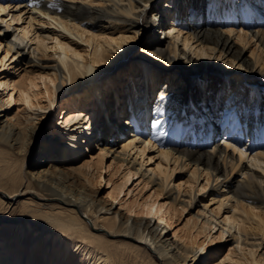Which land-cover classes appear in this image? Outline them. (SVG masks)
I'll return each mask as SVG.
<instances>
[{
  "label": "bare ground",
  "instance_id": "1",
  "mask_svg": "<svg viewBox=\"0 0 264 264\" xmlns=\"http://www.w3.org/2000/svg\"><path fill=\"white\" fill-rule=\"evenodd\" d=\"M12 1L0 0V8L14 7ZM20 1L33 14L43 13L42 18H48L56 29L36 34L33 43L27 29L32 26L30 21L28 27L12 26L11 21L21 17L16 11L18 3L15 9H8L7 16L0 13V48L4 45L0 62L7 56L6 61H17L16 66L23 64L19 67L27 71L19 80L0 79V84L9 89L10 98L15 90L22 102L20 110L10 112L11 100L0 96V206L10 207L19 194L30 193L21 199L16 218L0 221V264H194L202 251L169 238L163 226L152 220L156 215L166 222L163 204L150 198L139 204L149 216L134 218L111 201L97 197L96 189L90 186L99 176L100 161L110 155L121 166L126 165L117 185L122 189L144 165L138 158L144 156L150 143L160 148V160L146 172L151 171L149 179L160 192L171 174L167 172L170 161L180 168L192 165L191 182L202 171L207 181L211 177L215 181L211 186L219 195L215 213L227 201L232 202L233 211L222 219V225L233 229L234 242L239 243L242 231L244 237L249 231L259 234L262 241L264 0H242L238 11L240 17L244 13V26L234 23L236 8L230 0H223L220 14L230 20L223 32L214 27L218 24L215 18L210 23L201 18L203 0H170L162 7L159 0ZM180 2L184 12L177 6ZM141 30L148 32L142 55L173 67V74L164 76L148 108L143 100L147 102L154 91L152 63L139 59L133 62L134 71L127 79L131 83L124 96L118 95V83L110 67L127 56L129 45ZM158 30L163 39L156 35ZM230 33L243 43L238 49L229 41ZM251 43V60H245L242 50ZM62 45L66 47L62 49ZM235 59L237 66L243 65L246 70L234 78L244 91L237 93L235 85L231 87L226 104L219 108L222 88L229 87L227 70ZM70 90H80L83 95H76L63 115L73 124L80 123L79 132L58 125L50 127L46 137L37 139L43 121L53 115L58 94ZM260 91L263 99L258 101ZM81 100L87 105L83 106ZM215 100L217 105L211 107ZM114 118L120 119L121 125H130L128 138L120 147L117 143L122 140H117V134L123 132ZM219 120L226 135L222 142L217 139ZM241 128L243 135L238 137ZM81 134L96 142V161L79 163ZM35 143L39 145L38 156L25 168V155ZM207 224L208 219L201 225L194 221L192 226L205 230ZM255 239L245 244L246 252L241 250L239 258H233L234 251L230 250L219 264H264V251L259 257L255 254L253 247L261 244Z\"/></svg>",
  "mask_w": 264,
  "mask_h": 264
},
{
  "label": "rangeland",
  "instance_id": "2",
  "mask_svg": "<svg viewBox=\"0 0 264 264\" xmlns=\"http://www.w3.org/2000/svg\"><path fill=\"white\" fill-rule=\"evenodd\" d=\"M169 1L170 0H159L158 1L160 5L159 7L165 6ZM18 2L19 0H13L11 5L15 4V6L8 7L7 9L9 10L15 9ZM20 2H22V0ZM222 2L223 0H211V1L203 0V7L205 6V11L201 18L207 23L214 22L213 18H215V22L217 21L218 24L217 25L215 24L214 27L221 29L223 32L226 29V25H227L226 23H230V20H228V17L226 19L223 18L220 14V11L223 10ZM241 3H242V0H230L229 1V4L236 8L237 18L235 17L234 23L239 26H244L245 25L244 13L242 11L243 17H240L239 11H238L239 7L242 6ZM22 4L23 5H20V4L17 5V8H16V11L20 13V16H21L20 19L17 22L11 21V23H13L12 24L13 27L15 26L28 27L29 21H30L32 26L28 27L27 29H29L28 36L33 39V41L31 42L33 43L35 42L36 34H43V33L49 32L50 29L52 28L56 29V27L53 24H50L47 22L48 18L46 17L42 18V16L39 15L38 13L33 14V10L29 8V6L25 5V3H22ZM177 6L180 8V10H182V12H184L185 8L184 6H182L181 2L177 4ZM226 6H229V5H226ZM6 14L7 12L1 14V16H4V15L7 16ZM31 18H34V19H31ZM219 19L221 21L223 20V23L220 22ZM12 29L13 28L10 27L9 31H12ZM19 30L20 28L17 29V31ZM147 33L148 32H146V30H141V32L136 35L134 42L131 45H129L131 48L127 56L121 58V60L117 59L110 66L113 69V74L115 75V78L117 81L116 84L118 83V86H117L118 95L124 96L123 94H125L127 87L131 83V79L128 80L129 82L127 81V79L130 78L131 76L130 72L132 73L134 71L133 62L139 59V60H147L150 63H152L156 78H155V84L153 88L154 91L152 92V94L150 93L149 96L147 97V102L145 98L143 100V102L147 104L146 108H148L151 105L150 103L153 101L154 93L157 87L161 85V82L164 81V76L173 74V67H171V65L166 66V65L160 64L158 62H155L147 58L145 55H142V49L143 47H145L144 43L146 41ZM156 33H157L156 35L160 37L161 39L164 38V35L161 34L159 30ZM223 35L226 36V34L224 33ZM70 37L84 46V42H80L78 39H76L72 35H70ZM228 39L229 41H231V43H233V46L235 49H238L240 45L243 44L236 39L235 35L231 33ZM253 46H254L253 43L245 44V47L242 50V57L245 60H251L250 50ZM3 49H4V45H1L0 58H2V55L4 54ZM112 51L115 52L114 50ZM219 58H221V56ZM121 61H124V63L122 64ZM3 63L5 64L3 65ZM237 64L238 62L235 59L227 70V77H229L227 79V83L229 84V87L227 89H226V86L225 88L224 87L222 88V97L219 102V108L226 104V100H227L226 98H228L226 96L231 87L233 88V86L235 85L234 90L237 93L243 90L242 86L240 88L238 87L237 82L235 81L234 78L236 75L239 76L241 72L246 73V70L243 69V65L237 66ZM16 65H18L17 61L9 62V61L3 60L2 64L0 62V79L2 81L19 80L22 74L23 75L25 73L27 74V71L24 72V70H22L21 67H19V66H23V64H20L18 67ZM256 66L258 67V65ZM0 85H2V87H0V96H2L3 99L11 100L10 107L8 110L10 112H15L17 110H20L22 107V102L19 101L18 99V93L14 90L12 92V98H10L9 89L6 87V85L4 84H0ZM244 85L246 86L245 83L243 84V86ZM102 86L103 88L107 87L105 83L102 84ZM261 92L262 91L258 93L259 95L258 101L263 99L262 97L263 95L261 94ZM76 95L77 97L79 96L81 97L83 94L80 90L76 92L70 90L64 93L60 92L58 94L52 106L53 115L50 118L45 119L43 121L44 124L42 126V129L37 139L40 138L41 135L46 137L50 127L58 126V125L59 127L61 126V128H64V130L70 127L75 132L77 133L79 132V130L81 129L80 123L74 122L73 124L70 117L65 119L63 115L68 103L74 98L77 99ZM247 97H248V94H247ZM125 99H126V96L124 97V100ZM40 100L41 102L44 101L43 97H41ZM217 100L213 101L211 104L212 106L211 105L210 106L215 107L217 105V102L219 101ZM246 101L248 100L246 99ZM81 102L83 103V106L87 105L86 101L81 100ZM236 104H237V100L235 101L234 106H236ZM248 104H251V103L249 102ZM123 105H125V102H123ZM75 111L76 110H74V112ZM120 119H123L122 114H120ZM120 119L114 118V123L117 125L116 127L118 128V130L123 132L122 135L124 134L123 136L120 135V133L117 134L118 135L117 140L119 139L122 140L120 141V143H117L119 147H120V144L128 138V133L130 129V125H128V123H125L124 125H121V123L119 124ZM256 122L257 121H255L254 124H256ZM217 124H218L219 129L223 128L222 126H220L219 123ZM255 127H257V124L255 125ZM224 130L225 129H223V132ZM239 130H240V133H238L237 136L242 137L243 135L241 134L242 128ZM79 137L81 139V143L83 144V148L81 149L79 148V157L77 158L79 163L80 162L83 163L85 161H88L89 159L96 161L97 160L96 154L99 152V150L95 148L96 142L88 141L84 137L83 134H81ZM217 139L219 142H222L225 139V137L223 139L222 135L220 136V131H219ZM244 141H245V138L243 137L242 142L244 143ZM150 145L152 146L151 147L149 146V148L145 150L144 156L143 157L141 156L138 158L139 162L143 160L144 165L141 167L140 171H138L137 173H134L131 176L128 183H126L124 187L120 190L117 188V185L123 179L121 175H123L124 173L123 170L126 169L125 168L126 165L122 164L121 166L119 164L120 162H117L116 160H114L113 157L110 155L104 156L102 161H100L99 163V166H100L99 176H96L95 178H93V183L90 184L91 187L96 189L97 197L111 201L113 205L115 206V208L119 209L123 213L128 214L134 218H137L140 216H146V215L149 216L148 214L145 213V210H142L139 204L143 203L144 201L149 200L150 198L153 200H156V202L163 204V210L167 211L166 222H163L162 220H160L156 215L152 217V220L155 222H159V224L163 226L162 231L165 234H167L169 238L175 239L177 242L181 244H185L188 247L193 248V249H197V250L203 249L201 253V257L197 256L194 260V264H219V262L221 263V260L223 259V257L230 250L234 251L232 254L233 258H239L240 255L238 254L241 253V250L242 252L243 251L246 252L245 248L248 246L245 244L254 242L253 241L254 237L258 238V239H255V242H258L260 240L259 234L257 235L251 234V231H249L250 233H248V235H246L245 236L246 238H245L244 233L242 231L241 233L242 235L239 238L240 239L239 243L234 242L233 235H232L233 229L228 230L226 229L224 225H222L223 223L222 219L225 218L227 214L232 213L233 211V208L231 206L232 202L227 201L224 205L220 207L218 214L215 213L217 210V205L219 203L218 202L219 195H216V190H214L211 187L212 184L215 183V181L212 179V177L209 178V180L207 181L206 179L207 175L205 174L204 171H202L201 175L198 176L197 180L194 182H191V180H189V176L193 168L192 165L190 166L185 165V166H182L183 168H180L179 166H176V165L174 166V163L170 161V163L168 164L167 172H171V174L169 173L170 176L167 179L168 182H166L163 190L160 192L157 188V185L154 182H151L149 179L151 171L146 172V170H148L149 168L155 167L157 162L160 160V156L158 154L159 153L158 151L160 150V148L155 143L154 144L150 143ZM38 147L39 145L37 143L29 146V152L27 155H25V158H24L25 164L23 165V167L26 168V165H28L30 161H32L34 158L36 159V157L38 156ZM92 154L93 156H91ZM150 156H152L151 159H149ZM144 172H146V174H144ZM28 196H30L29 192L25 194H19L17 196V202L11 204L10 207L9 206L6 207L4 206V204H2L0 206V211H1L0 221L2 222V221L16 218L19 212V203L21 199L22 198L24 199L25 197H28ZM169 203L172 204L170 208H168ZM83 215H85V213H83ZM85 218L87 217L85 216ZM206 219H208V224L205 230H200L198 226H192L194 221L197 222V225H201L206 221ZM222 228L223 230H221ZM259 242H261V244L258 247H253L254 249H256L255 254L257 257H259L262 251H264V238L262 239V241H259ZM148 244L150 245L149 242ZM235 255L238 257H235ZM188 256L192 257V254L189 253ZM192 259H194V256ZM131 263H132L131 261L129 262L125 261V263H121V264H131ZM139 263L140 261L135 262V264H139Z\"/></svg>",
  "mask_w": 264,
  "mask_h": 264
},
{
  "label": "snow or ice",
  "instance_id": "3",
  "mask_svg": "<svg viewBox=\"0 0 264 264\" xmlns=\"http://www.w3.org/2000/svg\"><path fill=\"white\" fill-rule=\"evenodd\" d=\"M8 11V9L7 8H0V13H4V12H7ZM41 15H43V13H41ZM57 43L59 44L60 42H59V40H57ZM63 47H66V46H63L62 45V49H63ZM77 56H79V53H77ZM8 57L7 56H5L4 57V59L6 60ZM0 87H2V85H0ZM231 147V146H230ZM201 251H203V249H201Z\"/></svg>",
  "mask_w": 264,
  "mask_h": 264
}]
</instances>
